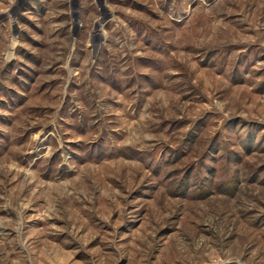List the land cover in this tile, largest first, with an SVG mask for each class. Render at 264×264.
Returning <instances> with one entry per match:
<instances>
[{
	"label": "rangeland",
	"instance_id": "1",
	"mask_svg": "<svg viewBox=\"0 0 264 264\" xmlns=\"http://www.w3.org/2000/svg\"><path fill=\"white\" fill-rule=\"evenodd\" d=\"M0 264H264V0H0Z\"/></svg>",
	"mask_w": 264,
	"mask_h": 264
}]
</instances>
